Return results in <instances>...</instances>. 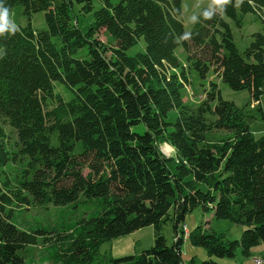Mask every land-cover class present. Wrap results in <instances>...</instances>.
Returning a JSON list of instances; mask_svg holds the SVG:
<instances>
[{
    "label": "trees",
    "instance_id": "1",
    "mask_svg": "<svg viewBox=\"0 0 264 264\" xmlns=\"http://www.w3.org/2000/svg\"><path fill=\"white\" fill-rule=\"evenodd\" d=\"M98 2L0 0L9 12L22 6L28 18L43 12L46 22L42 29L14 23L0 35V119L18 136L11 146L0 126V264H26L40 237L60 264H95L102 243L148 226L152 248L106 264H185L186 240L210 257L235 258L238 249L249 256L264 244V136L252 134L249 102L224 99L216 83L197 109L182 90L193 71L204 79L213 73L262 101L264 29L241 51L231 22L242 28L248 15L261 17L264 0L222 7L211 0L189 36L182 0ZM142 40L144 50L129 54ZM258 111L264 120L261 105ZM224 132L231 136L209 138ZM163 144L173 157L164 156ZM11 163L21 167L15 177L6 171ZM93 200L102 210L72 233L28 232L13 222L23 207ZM197 208L244 226L241 238L228 241L206 225L186 237V217ZM169 221L171 245L162 234Z\"/></svg>",
    "mask_w": 264,
    "mask_h": 264
},
{
    "label": "rangeland",
    "instance_id": "2",
    "mask_svg": "<svg viewBox=\"0 0 264 264\" xmlns=\"http://www.w3.org/2000/svg\"><path fill=\"white\" fill-rule=\"evenodd\" d=\"M96 8L100 7L98 0H95ZM211 6V0H182V15L186 34L189 36L194 28L198 15L201 9ZM9 17L16 25L26 26L29 22L35 29H42L46 27L45 14L36 13L31 18L23 14V7L16 6ZM234 40L237 47L243 51L251 43V35L264 29V13L257 18L254 15H248L245 18V23L242 28H238L231 22ZM99 38L107 43L110 41L104 31L100 32ZM145 42H142L129 50V54H136L144 50ZM182 50L178 51V55ZM86 49L80 51L76 57L84 58ZM190 83L185 84L182 94L187 105L193 109H197L199 105L207 99V92L211 91L212 83H216L221 91L224 99L234 101L238 106L243 107L247 102L249 106L246 112L249 115H254L255 120L251 123V131L255 138L264 136V120L258 111L261 105L264 110V98L260 103L251 99L248 91H234L228 85L223 83L217 75L210 73L207 78H202L197 72L193 71L189 75ZM61 87L57 86V90L61 92ZM66 99L70 98L69 93H64ZM0 126L5 127L11 141V146L17 141L18 136L16 130L5 126L0 119ZM140 125L138 130H142ZM231 136L229 133H211L209 138L212 141H220ZM167 144L160 146L161 152L165 157H173L175 155L174 149L167 153L165 150ZM169 146V145H168ZM12 148V147H11ZM82 149V144L78 145V151ZM19 165L11 163L7 166L6 171H10L13 176L17 174L20 169ZM102 210V205L99 201L93 200L91 202H81L77 206H55L49 204L44 207H23L17 209L14 216V224L21 230L33 231L38 229H46V231H65L72 233L79 227V222L82 219H87L96 216ZM206 225L208 230L214 231L218 234H224L228 241L240 239L245 227L235 224L228 220H217L214 218L213 212L204 213L201 208L195 209L186 217L185 233L186 237L189 232H193L198 226ZM162 234L169 245L174 242L173 223L169 221L163 226ZM37 246L28 249L26 254V264H60L55 259V248H47L42 237L39 238ZM154 245V227L148 226L135 231L127 236L113 239L102 243L100 246V255L95 261V264L110 263L111 259H121L127 256L140 255L145 250L152 248ZM183 262L185 264L195 260V264H201L207 260H213L219 264H264V244H260L251 249L250 255L246 256L241 249L236 251L235 258H218L210 257L208 252L201 247L193 246L190 241H185L182 248Z\"/></svg>",
    "mask_w": 264,
    "mask_h": 264
},
{
    "label": "clouds",
    "instance_id": "3",
    "mask_svg": "<svg viewBox=\"0 0 264 264\" xmlns=\"http://www.w3.org/2000/svg\"><path fill=\"white\" fill-rule=\"evenodd\" d=\"M218 7H222L230 2V0H212ZM16 25L9 19V9L0 4V35L5 31H12ZM2 58V57H0Z\"/></svg>",
    "mask_w": 264,
    "mask_h": 264
},
{
    "label": "bare ground",
    "instance_id": "4",
    "mask_svg": "<svg viewBox=\"0 0 264 264\" xmlns=\"http://www.w3.org/2000/svg\"><path fill=\"white\" fill-rule=\"evenodd\" d=\"M165 150L167 153H169L172 150V148L170 146L166 145Z\"/></svg>",
    "mask_w": 264,
    "mask_h": 264
},
{
    "label": "crops",
    "instance_id": "5",
    "mask_svg": "<svg viewBox=\"0 0 264 264\" xmlns=\"http://www.w3.org/2000/svg\"><path fill=\"white\" fill-rule=\"evenodd\" d=\"M187 241V240H186Z\"/></svg>",
    "mask_w": 264,
    "mask_h": 264
}]
</instances>
